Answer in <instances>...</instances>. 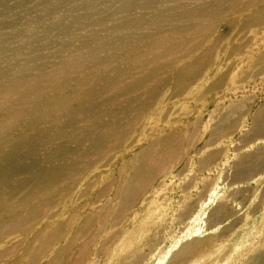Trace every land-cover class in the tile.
Instances as JSON below:
<instances>
[{"label":"rangeland","instance_id":"1","mask_svg":"<svg viewBox=\"0 0 264 264\" xmlns=\"http://www.w3.org/2000/svg\"><path fill=\"white\" fill-rule=\"evenodd\" d=\"M219 1L0 0V264H264V0Z\"/></svg>","mask_w":264,"mask_h":264},{"label":"bare ground","instance_id":"2","mask_svg":"<svg viewBox=\"0 0 264 264\" xmlns=\"http://www.w3.org/2000/svg\"><path fill=\"white\" fill-rule=\"evenodd\" d=\"M250 4H256L259 2V0H250ZM223 3L219 0H216V1H210V0H202L201 3L198 4V6H196L195 8H192V9H186L185 8V11H183L182 13L180 12V14L178 12L174 13V14H170V15H165V14H162V13H158L155 18L157 21H162L164 20L163 18H166V19H170V18H178V19H182V20H186V21H196L194 24L192 23H189V24H186L182 27H179V31H188V30H192V29H200L201 28V25L198 23L197 20H207V19H211V17H218L219 15H223L224 11H225V8L223 7L222 5ZM127 5V4H126ZM222 9V10H221ZM224 9V10H223ZM222 11V12H221ZM254 19L252 20H257V17H258V20H261L264 18V10H261L259 11L258 13L256 12L254 15ZM146 21H148V19H146ZM251 21V20H250ZM263 20L259 21V22H262ZM249 22V21H247ZM147 26H148V22H147ZM174 31L176 32L177 29L174 28ZM118 35V34H117ZM178 35V33L176 34ZM173 37V36H172ZM117 38V37H116ZM122 41V40H121ZM173 50V49H172ZM179 50V49H178ZM175 52V51H174ZM170 54V53H169ZM264 57V54L262 55V58ZM148 64V63H146ZM191 64V63H190ZM189 65V64H188ZM195 65L197 66V64H192L191 67L190 65L188 67H184L183 69H181L180 73H178L176 75V86L178 87L179 86V82L181 84V82L185 83L186 80H188L190 78V72L188 71L189 68H193L195 67ZM141 67V66H140ZM196 68V67H195ZM191 70V71H192ZM154 71V69H153ZM149 72V71H148ZM128 73V72H126ZM130 73V72H129ZM145 74V73H144ZM147 75V74H146ZM180 77V78H179ZM108 78V77H107ZM147 78V76H146ZM149 80V79H148ZM147 80V81H148ZM119 82V81H118ZM141 82V81H140ZM112 83V82H111ZM114 84V83H113ZM119 84V83H118ZM110 85V84H109ZM112 86V85H111ZM183 86V85H182ZM139 87V86H138ZM143 87V86H141ZM110 88V87H109ZM9 88H7L8 90ZM142 89V88H141ZM16 92V91H15ZM13 93V92H11ZM14 94V93H13ZM155 94V93H154ZM19 97V96H18ZM25 98V97H23ZM22 98V99H23ZM30 98V97H29ZM103 100V99H102ZM133 100V99H132ZM103 104V103H102ZM15 106V105H14ZM13 106V107H14ZM231 113V112H230ZM114 116V115H113ZM261 119L264 117V112L261 113ZM116 118V117H115ZM228 118V117H226ZM230 120V119H229ZM232 120V119H231ZM226 121V122H225ZM224 121V123H228L229 121L226 119ZM228 121V122H227ZM262 121H264L262 119ZM223 123V125H224ZM222 125V126H223ZM221 126V127H222ZM224 128V127H223ZM229 131V130H228ZM220 132V131H219ZM258 132V131H257ZM43 134V133H42ZM45 136V135H44ZM44 142V141H43ZM33 150V149H32ZM211 159V158H210ZM4 160V159H3ZM210 161V160H209ZM237 174V173H236ZM239 174V173H238ZM237 176V175H236Z\"/></svg>","mask_w":264,"mask_h":264},{"label":"crops","instance_id":"3","mask_svg":"<svg viewBox=\"0 0 264 264\" xmlns=\"http://www.w3.org/2000/svg\"><path fill=\"white\" fill-rule=\"evenodd\" d=\"M261 128H263V129H264V124H263V126H262Z\"/></svg>","mask_w":264,"mask_h":264}]
</instances>
